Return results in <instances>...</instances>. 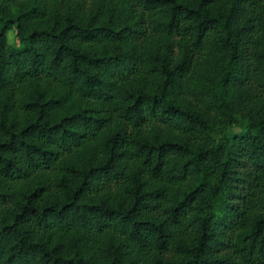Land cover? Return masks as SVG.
<instances>
[{"label":"trees","instance_id":"trees-1","mask_svg":"<svg viewBox=\"0 0 264 264\" xmlns=\"http://www.w3.org/2000/svg\"><path fill=\"white\" fill-rule=\"evenodd\" d=\"M0 264H264V0H0Z\"/></svg>","mask_w":264,"mask_h":264},{"label":"rangeland","instance_id":"rangeland-1","mask_svg":"<svg viewBox=\"0 0 264 264\" xmlns=\"http://www.w3.org/2000/svg\"><path fill=\"white\" fill-rule=\"evenodd\" d=\"M8 41L9 43H14L16 41L14 33H9ZM240 130H241L240 128H234L231 130V132H239Z\"/></svg>","mask_w":264,"mask_h":264}]
</instances>
